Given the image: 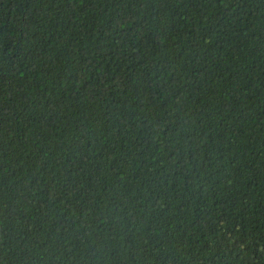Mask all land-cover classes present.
<instances>
[{
  "label": "trees",
  "instance_id": "trees-1",
  "mask_svg": "<svg viewBox=\"0 0 264 264\" xmlns=\"http://www.w3.org/2000/svg\"><path fill=\"white\" fill-rule=\"evenodd\" d=\"M0 264H264V0H0Z\"/></svg>",
  "mask_w": 264,
  "mask_h": 264
}]
</instances>
